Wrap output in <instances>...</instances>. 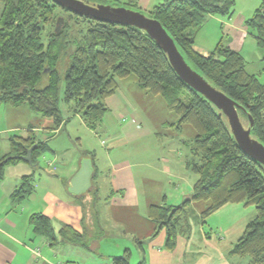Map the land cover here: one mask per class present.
Here are the masks:
<instances>
[{
  "label": "trees",
  "instance_id": "trees-1",
  "mask_svg": "<svg viewBox=\"0 0 264 264\" xmlns=\"http://www.w3.org/2000/svg\"><path fill=\"white\" fill-rule=\"evenodd\" d=\"M0 2L4 6L0 18V104L28 105L40 116L53 119L58 129L65 122L63 100L73 114L81 115L89 128L96 129L108 112L106 98L115 93L118 80L136 76L142 88L162 96L168 108L180 116L179 125L189 124L196 131L188 162L199 176L192 198L180 205H152L150 218L156 224L153 236L164 230L165 246L174 250L184 229L186 209L193 201L210 202L202 213L204 223L228 203L253 205L257 215L248 223L231 254L248 256L251 264H264V166L240 148L226 116L220 115L213 103L179 78L167 55L145 31L77 15L54 0ZM236 2L162 0L150 11V17L162 23L193 69L238 103L242 122L246 120L249 126V116L253 118L251 134L264 144V82L247 71L240 52L222 43L208 56L193 49L195 34L207 18L216 15L230 19L236 11ZM124 4L129 8L138 6L136 0ZM56 8L93 23L83 34L81 44L71 40L62 15L56 18L53 30L44 40L46 24L54 20ZM246 24L264 50V0ZM73 42L76 49L64 74L62 94L64 77L59 63ZM44 77L46 85L38 87ZM9 144L10 152L0 158V181L6 166L22 160L16 156H25L33 145H37L32 152L33 163L48 150L47 144L38 140L32 130L26 138L12 135ZM33 188L32 176H24L12 199H24ZM83 223L84 232L71 225L57 232L49 216L35 213L30 217L34 233L46 237L51 245L63 241L91 249L103 236L91 205L84 204ZM112 263L131 264L130 250L114 256ZM138 264L146 263L143 260Z\"/></svg>",
  "mask_w": 264,
  "mask_h": 264
},
{
  "label": "crops",
  "instance_id": "crops-1",
  "mask_svg": "<svg viewBox=\"0 0 264 264\" xmlns=\"http://www.w3.org/2000/svg\"><path fill=\"white\" fill-rule=\"evenodd\" d=\"M136 1L137 8L150 11L156 5L152 0ZM260 4L261 0H237L230 19L210 15L196 32L193 49L208 56L222 43L240 52L247 71L264 82V50L246 24ZM3 8L2 3L0 18ZM62 103L65 122L58 129L53 119L35 114L28 105L0 104V158L10 152L12 135L26 138L30 130L48 146L36 168L24 160L5 168L0 181V264H113L112 258L126 250L131 264L143 260L146 264H239L235 261L239 256L231 250L251 221L250 208L243 203L224 205L204 223L202 213L210 202L193 201L172 251L165 246L164 230L153 236L156 224L150 207L191 199L199 179L188 165L196 131L189 124L179 125L180 116L162 96L142 88L134 75L119 79L115 93L106 98L108 112L96 129ZM76 123L83 127L85 139L75 133ZM73 137L80 140V148L74 147ZM169 138L176 146L166 151L163 145ZM85 157L92 161V185L77 196L69 191L70 181ZM24 176H32L33 191L13 200ZM84 204L94 208L103 232L91 249L63 241L51 245L34 233L30 217L35 213L49 216L57 232L67 225L84 232ZM199 217L200 227L195 221Z\"/></svg>",
  "mask_w": 264,
  "mask_h": 264
},
{
  "label": "water",
  "instance_id": "water-1",
  "mask_svg": "<svg viewBox=\"0 0 264 264\" xmlns=\"http://www.w3.org/2000/svg\"><path fill=\"white\" fill-rule=\"evenodd\" d=\"M59 6L80 16L104 23L121 26H133L145 31L164 51L179 78L190 88L203 95L219 110L220 115L226 116L231 132L240 148L251 158L264 166V144L251 134L254 120L249 116V126H244L238 113L240 106L223 91L214 87L200 73L193 69L179 50L175 40L162 23L156 18L145 15L141 11L126 7L112 6L91 0H54ZM36 144L28 149L25 156H16L28 162L35 168L32 152ZM93 166L89 157L82 160L79 171L70 181L69 191L74 195H82L92 185Z\"/></svg>",
  "mask_w": 264,
  "mask_h": 264
},
{
  "label": "rangeland",
  "instance_id": "rangeland-1",
  "mask_svg": "<svg viewBox=\"0 0 264 264\" xmlns=\"http://www.w3.org/2000/svg\"><path fill=\"white\" fill-rule=\"evenodd\" d=\"M99 1H100V3L102 1H104L105 3H107L109 5L117 6V5H123L125 1H130V0H99ZM161 1L162 0H152L151 3L157 4V3L161 2ZM0 4L2 5L1 2H0ZM123 6H125V4ZM132 9L141 11L145 15L150 16V10L149 9H141V8H137V7H132ZM53 14L55 16L54 20H52L50 23L46 24L45 31H44V35H45L44 40H46V35L48 33L50 34V32L53 30V27L55 25L56 18H58V16H61V15L65 17V20L67 22L65 24V29L69 32L70 37L72 38L71 40H78V42L80 44L83 42L82 41L83 34L87 31V28H89L93 24L89 20H83V19H80L78 17H75L74 15H71L70 13H67V12H65V11H63V10H61L59 8H56L54 10V13ZM72 44L73 45L62 56V59H61V61L59 63V69L62 72V75L64 77V80L62 82V94H63V90H64V87H65V82H64L65 81V75L64 74L66 72L67 66L69 65V61L71 60V54L74 53V51L76 49V43L73 42ZM46 83H47V80L44 77L42 79V81L39 83L38 87H44L46 85ZM61 104H64V103L61 102ZM34 113L37 114L36 112H34ZM132 119L133 118L130 117L128 120L131 121ZM123 123H120V124L123 125ZM243 123H244L245 126L248 125V123H247L246 120H243ZM74 131H75V133H78V136L79 137H82V139H85L86 133L84 132V129H83L82 126H79L76 123ZM63 132H64V130H63ZM73 142H74V147H78V148L81 147V142H80V140L78 138L73 137ZM142 143H145V142H140L139 144H142ZM163 146H164L163 148L166 151H169L170 148L172 149L174 146H176V142L172 138H169L167 141H165V143H164ZM180 147H181V145H180ZM181 149L184 150L185 148L184 147H181ZM187 153H188V151H187ZM248 207L250 208L249 211H251V213L249 212L250 215L248 216V219L250 221V220H252V219H254L256 217L257 212H256L255 206L250 205ZM195 221L197 222L198 227H200L201 226V219H200V217L197 218ZM205 229L208 230V226L205 227ZM235 261H238L239 264H251L250 263V258L248 256H245V257H237V258H235Z\"/></svg>",
  "mask_w": 264,
  "mask_h": 264
}]
</instances>
